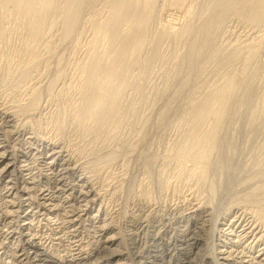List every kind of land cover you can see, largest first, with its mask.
Returning a JSON list of instances; mask_svg holds the SVG:
<instances>
[{
	"label": "rangeland",
	"instance_id": "1",
	"mask_svg": "<svg viewBox=\"0 0 264 264\" xmlns=\"http://www.w3.org/2000/svg\"><path fill=\"white\" fill-rule=\"evenodd\" d=\"M171 4H173L172 0H154L155 8H153V11L155 12H153V15L156 13V16L154 15L149 22L150 25L147 24L148 26H146L147 32L150 30V33L148 32L147 34V37H149L147 43L141 49L142 52L140 51V56L138 55L137 57V59L140 58L137 66L141 67H135L130 72L132 75L129 73L128 77L126 76L129 84L130 82L131 84L126 85V89L124 88L125 90L123 89L124 91H122L120 109H118V114L116 112L117 115L115 116L117 120L110 122L112 126L108 122L107 124L106 122L105 124H97L99 129L95 127L97 126L95 125L96 123H91V121L88 123L89 121L83 118L82 112H79L83 105H88L86 101H83L79 89H81L84 78L82 67H85L84 64L87 65L89 63L96 51L101 52L107 45L105 41L94 42L92 26L95 23H99L98 21L102 22L105 19L104 17L112 11L109 1L94 0L84 4L73 32L66 39L62 36L63 25L62 20H60V12L62 13V10H60L58 15L56 14L57 18L60 16L59 19L53 18H56V23H53L51 30H47L48 32H45L44 36L42 35L43 40L40 39L41 37L39 38L36 43L38 46H35L34 49L30 46L33 43L32 37L26 33L22 26L18 25L17 20L13 19L14 17H8V15H0V28L6 30L4 31L6 33L5 39H0V146L5 151V154L10 155L14 160L15 166L13 168H19H11L9 170L13 175L8 172V174L0 176V194L3 193L0 195V264H19L10 255L11 251L15 252L16 249H20L24 243V238H21L22 236L20 237V233L17 232L20 224V218L18 219L17 217H20L22 212L17 211L13 224L10 223V210L13 207H10L5 201V189L3 188L5 181H7V176H12L11 178L15 177L16 179L19 177L20 172L26 174L27 171H24L25 167H23L26 165L28 166L26 169H29L34 174L35 180H39L38 187L39 185L40 188L54 187L56 180L51 176L46 177L50 173L48 170L46 171L45 165L42 163V158L46 157L45 154L50 151L49 148L53 143L52 146L60 149L62 155L64 153L63 156L65 158L68 157L69 160L67 165L69 171L66 170L64 174V182L72 183L79 179L81 184L87 186V189L91 187L92 191H95L90 196V198L94 196L95 202L89 210L91 214L97 215L94 221L98 218L96 221L99 224L103 222L108 235L112 234L113 238L116 239L115 244L109 250L98 254L96 253L97 249L91 244V238H89V229H91L93 224L89 218H85L84 221L82 220L83 222L80 221L74 226H69L68 223H65L64 226L67 229L63 230V232L67 234L63 235V240L66 247H69L66 249L74 254L77 251L84 253L81 256L79 255L80 259L72 260L73 262L67 260L65 264H94V262L95 264H220V261H217L219 257H216V255H218V250L224 247L222 245L227 244L229 239L225 234H222L223 226L226 227V223L228 224L234 215L244 209L248 210L260 205L264 206V192L257 191L259 187L264 186V102L262 101L264 99L261 98L264 93V23L260 25L250 23L245 19L239 18L231 11L232 14L229 13L228 18L226 17L227 19L225 18L222 24L218 26V29H216L217 38L214 40L215 44L213 43L212 50L209 49L208 51L210 58H208L207 61L209 63L207 62V64L209 65H206V68L202 70L203 72L201 71L198 74L200 77L197 75V78L193 80L197 83V80H199L200 83L197 84L195 82V84H192L194 82L191 81L192 83H188V87L184 88L185 92L183 90L181 92L179 88L187 77V69L184 65L182 66L184 64L182 61L183 56H180L186 51L185 42H182L181 39L177 51H173L171 49L173 48L171 46L172 41L170 40H173L179 34V30L181 31L185 26L200 24L205 18V14L203 15L205 12L202 10L205 9L206 5L218 8L220 4L217 0H183L180 3L183 8L179 5L177 6V4L172 6ZM201 5L204 7H201ZM155 9H159V11ZM187 10L190 13L186 14ZM220 10L218 8L217 11ZM191 11L193 14H191ZM123 29H126L125 26ZM160 29L166 31L162 42H160L161 40L159 41L160 47L158 45L161 56L150 60L147 54L150 53L155 39L159 37ZM166 38L167 40L169 38V40L167 41ZM27 39L28 41H25ZM151 41H153L152 44ZM183 41H185V38H183ZM26 43L28 45H25ZM45 46H49V50ZM28 48H30V52ZM218 48L220 49L218 50ZM249 49L255 50V55L254 57L252 56L253 59H247L251 61L246 60L247 65H244L242 63L244 62L243 55ZM228 51L230 53L231 51L234 53L238 51L236 54L240 55L237 58L238 61L236 60L237 62L235 61L231 67L221 63L223 56L229 53ZM239 52L242 53L238 54ZM34 53L36 54L34 55ZM219 53L220 55L223 54L220 56ZM211 63L212 65H210ZM242 64L248 68L251 67V69L254 66L256 71L257 69L259 70L257 71L258 74L256 73L257 75L252 77L254 80L251 78L249 82L250 92L248 95L251 96L250 98L248 97V101L250 103L247 101L249 104H246V102L244 105L240 104L241 109L238 106L237 109L240 110H238L236 115L222 122H225V126L221 124V132L218 130L219 138L217 137V141L220 142L217 145L218 147L216 146L217 151L215 149L212 151L213 154L208 163L209 170L204 176L206 179H200L197 174L194 176L191 173L195 164L192 166L191 159H186L180 154L181 151L179 150L186 144L188 135V126L180 123V120L183 117L184 119L189 118V103L191 100L200 101L203 93L205 94L208 89L223 81L225 78L223 76L229 75L233 71L234 76H242L241 73L244 70ZM184 67L186 70H184ZM240 70L241 73L239 72ZM227 72L229 74L225 75ZM182 77L184 78L182 79ZM137 86L139 87L137 88ZM192 86H197L196 88L199 89L196 90L194 87L191 90ZM201 86L202 88L200 89ZM193 90L194 92H192ZM189 91L193 94L191 93V95ZM2 105L4 107H1ZM185 106L187 107L185 108ZM260 107L262 112L258 111ZM4 110L6 113L8 112L7 115L4 114ZM254 112H257V114L258 112L261 113L257 116ZM161 114L163 115L161 116ZM252 118L255 122H252ZM250 119L251 121H249ZM208 123L204 122V124ZM249 123L251 124L249 125ZM254 123L255 126H253ZM249 127L251 128L249 129ZM23 138H25V141H23ZM48 142L51 144L48 145L50 147L46 146ZM29 147L31 148L30 151ZM142 187H145V189L142 190ZM145 190L150 194V201L148 200L150 207L147 209L149 215L147 213L148 216L146 218L149 222L146 220V227L139 232L136 224L133 223L134 227L132 222L129 221L130 219H136L142 213L144 206H137V204L140 202L143 204L142 193ZM259 195L262 196L260 197ZM254 197H257L256 200ZM250 198L254 199L251 200ZM190 199H194L200 205L208 207L209 214L207 217L205 216L206 221H204L203 228L205 230L198 231L196 229L197 226L194 224L193 216H189L187 211L181 215L182 217L176 218L178 209L184 210L188 207L189 202H191ZM84 203L81 205L82 207L87 206ZM75 205L77 207L79 204L75 203ZM149 211L152 213L150 214ZM131 212L133 215H131ZM47 213L48 216L46 217L49 220L54 219L53 214ZM39 216L35 218L37 221L39 220L38 225L34 219L35 226L38 227H33V231H35L36 235L43 239L45 238L44 240H47L46 242L48 243L51 231L45 223L46 220L39 219L44 217V215ZM172 217L174 219H171ZM175 219L179 220L176 221ZM168 220L172 221L171 224L169 222L170 225ZM158 221L160 226L165 225V223L169 226L167 229L166 227L163 229L160 236L152 238L151 235L154 233L152 225H158ZM173 225H175L174 227L182 228L186 232L188 231L187 237L191 238L186 241V248L191 251H189V259L183 258L180 253H177L176 243L172 240L167 241L169 250L167 252L164 250L163 244L165 240L170 239L171 229L174 228ZM10 228L11 231L12 229L15 231L13 234H11ZM190 232H197L202 237L199 236L200 239H196L193 236L194 233ZM220 235L224 237L221 239ZM225 240L227 242H224ZM254 255L255 253H252L250 256ZM254 260L256 261V259ZM25 264L30 263L25 262Z\"/></svg>",
	"mask_w": 264,
	"mask_h": 264
},
{
	"label": "bare ground",
	"instance_id": "2",
	"mask_svg": "<svg viewBox=\"0 0 264 264\" xmlns=\"http://www.w3.org/2000/svg\"><path fill=\"white\" fill-rule=\"evenodd\" d=\"M93 1L92 0H0V15H2V16L8 15V17L11 16L12 18L14 17L13 19L17 20L18 25L22 26L26 30V33L29 34L30 37H32L33 43L31 42L32 44L30 46L32 47V49H34L35 46L36 47L38 46V45H36V43L39 41V38L41 37L40 39H42V35L43 34L45 35V32H48L47 30H49V29L51 30V28L54 25L53 23H56L55 22V20L57 18L56 14L58 15V12L60 10H62V13L60 12V14H61L60 20H62V25H63L62 26L63 27L62 28V30H63L62 36H64V39H66V37H69V35H71V33L73 32L74 27L77 24V21L79 20V17H80V14H81V11L83 9L84 4L89 3V2H93ZM108 1H109V6L112 7V11L109 12L111 9L108 11L109 14H107V16L104 17L105 19H103L102 22L98 21L99 23H95V22H97V21H95L94 22L95 24H93V26H92L93 34H94V42L96 41V43H97V42L105 41L107 45H106V47L103 48V50L101 52L96 51L97 53L95 52V55L94 56L92 55L93 58H91L90 61L88 60L89 63L86 62L87 65L84 64L85 67L84 66L82 67L84 78H83L82 84L80 83L82 85L81 89H79L81 91V96H82L83 101H86L88 103V105H83L79 112H82L83 118L86 119L87 121H89L88 123H90V121H91V123L92 122L96 123L95 125L101 124V123L105 124V122H106V124H107V122L109 124L110 122L112 123L113 121L117 120V118L115 116L118 114V109H120L119 108L120 102L122 101L121 97L123 95L122 91H124L126 89L125 86L126 85L128 86V84H129V80L126 79V76L128 77V74L132 71V69H135V67H141V66H137L139 64L138 59H140V58L137 59V57L140 54V51L142 52L141 49L147 43V40L149 37V36L147 37V34L150 30L147 32L146 26H148L147 24H149L150 20H152V17L156 14V13H154V15H153V12H155V11H153V8H155L154 7L155 6L154 0H142V1L141 0H108ZM182 1L183 0H172L173 4H171V6L174 4L175 5L177 4V6L179 5L180 7H182L180 5V3H182ZM217 1L220 4V6H218V8L221 9L220 11H217L218 10L217 7L214 8L212 5H211L212 7H210L209 5H206L205 9L203 8L204 10L201 9L202 11L205 12V13L201 12V13H203V15L205 14V18H204V20L202 19L203 21L200 24L198 23V25H195V26H193V25L192 26L191 25L185 26L184 29H182L181 31L179 30V34H177L176 37L173 36L174 37L173 40H170V41H172V43L170 42L172 44L171 46H173V48H171V46H170V48L173 49V51H177L181 39H182V42H185L184 45H185L186 51L183 55H180V56H183L182 61L184 64H182V66L184 65L187 69V77H186L185 81L182 83V85L180 82V85H181V87L179 88L180 91L181 90L184 91L186 89L187 84L190 83L191 81H193L194 79H196L197 75L199 73H201V71L204 68H206V65H209V64H207V62H208L207 60H208V58H210V54L208 51H209V49H211V47H213L212 45L215 42L214 40H216L215 38H217V36H216L217 30L216 29H218V26L220 24H222V22L225 20V18L228 15L232 14V12H233V14H235L239 18L245 19L246 21H248L250 23L259 24V25L264 23V0H217ZM105 4H107V3H105ZM215 4H217V3H215ZM202 6L203 5H201V7ZM157 7H159V6H157ZM160 8H162V7H160ZM159 9H155V10L159 11ZM215 9H216V11H215ZM188 13H190V12H188V10H187L186 14H188ZM191 14H193L192 11H191ZM158 15L160 16V14H158ZM54 17H56V18L53 19ZM59 17L57 19H59ZM198 20H199V18H198ZM169 22H167V23H169ZM160 24H161V22H160ZM164 25H166V24H164ZM124 26L126 29H123ZM162 27H163V25H162ZM24 29H22V30H24ZM163 29H164V27H163ZM164 30H161L160 34L158 35L159 37L155 36V37H157V39H155L154 42L151 41V44H152V42H153V44L151 46V51L149 53L150 55L147 54L149 56L148 58L150 60L151 59L154 60L155 58H159L161 56L158 48L160 47L159 41L161 40L160 42H162V38L165 37L164 35H165L166 31H164ZM4 31H6V30H2L0 28V39H3L4 37H6L5 36L6 33ZM26 33H23V34H26ZM46 35H47V33H46ZM183 38H185V41H183ZM44 39H45V37H44ZM166 40H167V38H166ZM168 40H169V38H168ZM25 41H28V39ZM25 45H28V44L26 43ZM158 45H159V47H158ZM27 47H29V46H27ZM45 47H47V46H45ZM48 47H47V49H48ZM181 48H183V47H181ZM214 48H215V45H214ZM219 49L220 48H218V50ZM28 51L30 52V48H28ZM37 51H36V53H37ZM181 51H179V52H181ZM233 51L235 52V50H233ZM254 51L255 50L249 49L244 55L242 54L243 60H244V62H242V63L244 65H247V62H246L247 59H253L252 56L254 57V55H255ZM206 52H208V53H206ZM218 52H220V51H218ZM234 52L231 51V53L230 52L227 53L225 56H223V58L221 57L222 58L221 63L231 67L235 63L236 60L238 61L237 58H239V56H240V55L236 54L238 51L236 53H234ZM36 53H34V55ZM241 53L239 52L238 54H241ZM173 55H174V53H173ZM219 55H220V53H219ZM29 57H31V56H29ZM239 61H240V59H239ZM247 61H251V60H247ZM219 64H218V66H219ZM210 65H212V63ZM244 65H243L244 70L242 71L243 73H241V70L239 71L242 76H240V77L234 76V71L231 72L230 74L227 72V73H225V75L226 74H229V75L223 76V78L224 77L225 78L223 79V81L220 84L217 82L218 84H216L212 88L208 89V91L205 94L203 93V96L200 98L201 99L200 101H196V99L191 100V102L189 103L190 108L188 107L189 108V118L184 119V117H183V119L181 118V120H180V123H183L184 125L188 126V130H189V132L187 130V133H188L187 142L182 147V149L179 150V151H181L180 154H181V156L186 157V159L187 158L191 159L190 161H192V163H191L192 166L195 164L191 170V173L194 174V176H196V174H197V177H199L200 179L204 178L207 170H209L208 163L211 160L210 157L213 154L212 151L214 149L215 150L217 149V147H218L217 145L220 142V141H217V137H218V132L221 129L220 126H222L225 123V122L224 123H222V122L229 117L231 118V117L235 116L236 113L238 112V110L241 109L240 108L241 106H239L240 104L244 105L245 102H246V104L249 102L248 97L250 98V96H251V95H248L250 92L249 91V87H250L249 82H250L252 77H255L254 75L258 74L257 71H259V70L257 69V71H256L254 66H253L254 69L253 68L251 69L250 66H249L250 68H248L247 66H244ZM185 67H184V70H186ZM243 68H241V69H243ZM231 69L234 70L233 68H231ZM6 71H8V70H6ZM204 71H206V70H204ZM199 77H198V79H199ZM183 78L184 77H182V79ZM197 81H198V83H200L199 80H197ZM195 82L194 83L191 82V83L195 84ZM130 84H131V82H130ZM79 87H80V85H79ZM138 87L139 86H137V88ZM189 87H190V84H189ZM194 87L196 88L197 86H192L191 90L194 89ZM203 87H204V85H203ZM201 88H202V86L200 87V89ZM140 89H141V87H140ZM197 89H199V88H196V90ZM138 91H139V89H138ZM190 91H189L190 94L192 92H194V90L192 92H190ZM176 92H177V90H176ZM189 93H188V95H190ZM195 93H197V92H195ZM254 94H256V93H254ZM200 95H202V94H200ZM262 96L263 97H261V98L264 99V93L262 94ZM179 98L181 99V97H179ZM191 98H193V97H191ZM197 98H198V96H197ZM197 100H199V99H197ZM260 100H262V99H260ZM171 101H174V100H171ZM189 101H190V99H189ZM262 101L264 102V100H262ZM180 102H181V100H180ZM83 104H85V103H83ZM187 104H188V102H187ZM130 105H131V103H130ZM137 105H138V103H137ZM187 106H185V108ZM238 106L240 109H237ZM257 106H260V105H257ZM1 107H4V106L2 105ZM131 107H132V105H131ZM133 108H134V106H133ZM179 109H181V108H179ZM261 109L262 108L260 107V109L258 111L262 112ZM186 110H188V109H186ZM116 112H117V114H116ZM261 112H258V114H260ZM7 113L4 110V114L7 115ZM254 113H255V115L258 116L257 112H254ZM254 113H253V115H254ZM162 115L163 114H161V116ZM255 115H254V117H255ZM79 116H80V114H79ZM250 116H251V114H250ZM251 117H253V116H251ZM252 120H253L252 122H255L253 118H252ZM249 121H251V119ZM261 121H262V119H261ZM204 122H207V123L209 122V123L204 124ZM251 123H249V125ZM104 124H102V125H104ZM117 125H119V124H117ZM111 126H112V124H111ZM224 126H225V124H224ZM253 126H255V123ZM95 127H98V125ZM116 127H118V126H116ZM250 128L251 127H249V129ZM98 129H99V127H98ZM100 130H101V127H100ZM254 130H255V128H254ZM86 131H87V129H86ZM223 132H225V131H223ZM231 136H233V135H231ZM24 139L25 138H23V141H25ZM26 141H28V140L26 139ZM48 145H51V144H49V142H48L46 144V146H48ZM52 145H51V147L48 146V147H50L49 148L50 151L46 154L44 153L46 157L42 158L43 159L42 163H43V165H45L44 167L46 168V171L48 170L50 173V174L46 175V177L51 176L52 178H54L56 180L55 181L56 185L54 187H49V188H43L42 187V188H40V185L38 187V181L39 180L38 181L35 180L34 174L32 172H30L29 169H26V167H28L26 165L23 166V167H25L24 171H27L26 174H23L20 172L19 177L16 178L17 180L15 179V177L11 178L12 176L11 177L7 176V179H6L7 181H5L6 183L4 184V187H3L5 189L4 196L6 197V200L4 198L3 199L7 202L8 205H10V207H13L10 210V216H9V217H11L10 223H12L13 220H15L14 217L17 216V215H15V213L17 211L22 212L20 217H17L18 219L20 218V224L18 225L19 231H17V230L16 231L20 233V237L22 236L21 238H24V243L22 244V247L20 249H18V250L16 249L15 252L11 251V255H10V257H12L19 264H25V262H29L30 264H65V262H67V260L72 261V260L80 259L79 255L81 256L84 253H79V251H77L74 254V253H71L70 250L66 249L69 247H66V244L63 240V235H66L67 233L63 232V230L67 229V228L65 229V226H64L65 223H68L69 226H74L75 224H77L80 221L83 222L85 218L86 219L89 218L90 221H92V223H93L91 226V229H89V238H91V244L94 245L93 247H95V249H97L96 253L102 254V252H106L115 244L116 239L113 238L114 236L112 234H111L112 236L108 235V233L106 231L105 224L102 221H101L102 223L99 224V222L96 221V220H98V218L94 221V219L97 215L93 214V213L91 214V211L89 210L90 207L95 202L94 201L95 199H93L94 196L92 198H90V196L92 194H94L93 192H95V191H92L91 187H90V189H89V187L87 189V186H84L83 184H81L79 179L76 182H72V183H69V182L65 183L64 182V176H65L64 174H65L66 170L69 169V167H67L69 160H68V157L65 158V156H63L64 153L62 155L60 149H56V147L52 146ZM29 146H31V145H29ZM219 148H220V146H219ZM26 150H28V149L26 148ZM30 150H31V148L29 147V151ZM35 150H37V149H35ZM43 150H45V149H43ZM31 152H34V151H31ZM215 153H214V155H215ZM32 154H34V153H32ZM178 155H179V153H178ZM197 165H199L200 167ZM14 166H15L14 160L12 159V157L10 155L5 154V151H3L1 146H0V176L4 175V174H8L9 170L11 168H13ZM191 167H189V168H191ZM15 168H13V169H15ZM16 169H19V168H16ZM21 170L23 171L22 166H21ZM12 172L14 173V171H12ZM10 173L11 172H9V174ZM192 174H190V175H192ZM81 177H83V176H81ZM78 178H80V177H78ZM204 179H206V177ZM260 185H262V184H260ZM260 185H258V186H260ZM142 188H143L142 190L145 189V187H142ZM21 190H22V192L20 193ZM146 190H147V188H146ZM146 190H145V192L142 193L143 199H144L143 204L141 202H140L141 204L136 203L137 206L138 205L144 206L142 209V213L139 214L136 219L135 218L133 220L130 219V221H129V222H132V224L133 223L136 224L137 228L139 229V232L141 230H144V228L146 227V223H147L146 220L149 222V220L146 218L149 215L147 209L150 207V205H149L150 203H148L150 194H148L146 192ZM257 191L264 192V186L259 187ZM257 191H256V193H257ZM2 194H0V195H2ZM139 197H141V196L139 195ZM263 197H264V195H263ZM254 198H252V199H254ZM256 198H255V200H256ZM138 200H140V199H138ZM84 202L87 204L86 207L81 206V205H83ZM249 202H250V200H249ZM3 203H4V201H3ZM75 203H78L79 205L77 207H75L77 205V204L75 205ZM259 203H261V202L259 201ZM2 206H4V205H2ZM151 207H155V206H151ZM8 208H7V210H8ZM14 208H16V209H14ZM139 210H141V209H139ZM186 211H187V214L189 216L190 215L193 216L194 224L197 226L196 229L198 231L205 230L203 228H204V224H205L204 221H206L205 216L207 217V215L209 214L208 207H206L205 205L204 206L200 205V203H198L197 201H195L193 199V200H191V202H189L188 207H186L184 210L178 209V211L176 212V214H177L176 218L182 217L181 215ZM47 212H49V214H53L54 219L49 220L48 217H46V216H48ZM147 213H148V215H147ZM151 213L152 212H150V214ZM6 214H8V213L6 212ZM39 215H44V217L39 218V219L48 221V222L45 221L46 225H48V227L50 228V231H51V235L48 234V235H50L48 243L46 242L47 240H44L45 238L43 239L42 237L36 235L35 231H33V229L35 227H38V226H35V221H37L35 218H37ZM131 215H133V213ZM135 217H136V213H135ZM157 217H158V215H157ZM161 217H163V216H161ZM174 217H172L171 219H174ZM34 219H35V221H34ZM152 220H153V216H152ZM178 220H176V221H178ZM38 222H39V220L36 222V224ZM169 222H170V224L172 223L171 220L170 221L168 220V224H169ZM10 223H6V224H10ZM88 223H90V222H88ZM157 224L158 225H152L153 229H154V233L153 234L151 233L152 238L153 237L155 238V236H160L161 232H163V229L165 227L167 229L168 226L170 225L169 224L167 226V224L165 223V225L160 226L159 221ZM182 224H183V221H182ZM148 225H149V223H148ZM226 225H227L226 227L223 226V229L221 231H222V234H225L227 236V238H229V239H228V242L226 240L224 241V242H227V244L222 245L226 248L224 249V247H223L222 249L220 248L221 250L220 249L218 250L219 256L216 255V257H219V260H217V261H220V264H251V263H253V264H264V206L262 207L260 205L258 207H254V208L248 209V210L244 209L243 211H240L238 214L234 215L231 218V220L229 221V223L228 224L226 223ZM133 226L135 227L134 224H133ZM152 226H150V227H152ZM174 226L175 225H173V227ZM181 226H183V225H181ZM11 227H13V226H11ZM15 227L17 228V226H15ZM9 230L11 231V228ZM60 231L63 232V234H61ZM190 231H191V229H190ZM11 232H12L11 234H13L15 231L12 229ZM85 232H86V230H85ZM187 232L185 230H183L182 228H179V227L172 228L171 233H170V237H169L170 239L165 240V243L163 244L164 250L166 252H167V250H169V243L167 241L172 240L176 243L177 253L178 254L180 253L183 256V258L189 259L188 255H189L190 250H187V248H186V241L190 237H187ZM4 233H5V231H4ZM19 233H17V234H19ZM190 233H192V232H190ZM164 234H166V233H164ZM219 234H221V233H219ZM86 235H87V233H86ZM9 236L13 237L12 235H9ZM189 236H191V235H189ZM193 236H194V238L196 237V239H200L199 236H201V235H198V233L196 232V233H194ZM43 237H44V235H43ZM222 237H224V236H221L220 238L222 239ZM190 243L192 244V242H190ZM188 244H187V246H188ZM217 244H219V243H217ZM96 246H97V248H96ZM219 246H220V244H219ZM173 249H174V247H173ZM173 251H175V250H173ZM169 253H171V252H169ZM252 253H255V255L250 256V255H252ZM75 255H77V256H75ZM169 255H171V254H169ZM92 256H95V255H92ZM254 259H256V261ZM24 260H25V262H23ZM214 260H216V259H214ZM185 262H187V261H185ZM94 264H95V262H94Z\"/></svg>",
	"mask_w": 264,
	"mask_h": 264
}]
</instances>
